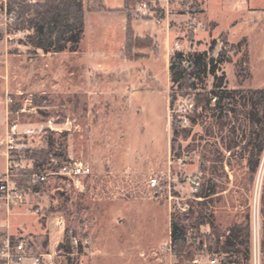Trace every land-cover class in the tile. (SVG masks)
<instances>
[{"label": "rangeland", "instance_id": "374dc122", "mask_svg": "<svg viewBox=\"0 0 264 264\" xmlns=\"http://www.w3.org/2000/svg\"><path fill=\"white\" fill-rule=\"evenodd\" d=\"M22 1L37 0H0V143L9 94V122L36 129L17 139L23 172L33 166L24 149L45 148L51 138L62 143L63 159L81 160L92 173L83 189L61 177L39 184L18 173L15 178L37 186L12 208L10 239H25L28 252L19 264H32V255L43 256L40 264H210L213 255L215 264H237L215 251L214 240L222 243L236 224L248 222L251 233L254 214L264 242V151L253 173L245 149L251 103L242 97L264 88V0H124L120 9L121 0H84L79 49L58 53L30 51L28 31L14 29L9 7ZM212 40L215 54L223 49L228 56L221 72L227 89L238 90L234 109L224 119L211 106L192 120L194 94L178 95L183 132L175 135L170 57L175 50H206ZM211 85V75L199 83ZM154 177L162 189L150 186ZM207 182L216 189L204 199L199 194ZM199 212L204 218L197 227ZM173 216L187 226L190 258L167 246ZM6 221L0 204V248ZM67 231L71 253L58 250Z\"/></svg>", "mask_w": 264, "mask_h": 264}, {"label": "trees", "instance_id": "16d2710c", "mask_svg": "<svg viewBox=\"0 0 264 264\" xmlns=\"http://www.w3.org/2000/svg\"><path fill=\"white\" fill-rule=\"evenodd\" d=\"M16 16L14 29L17 31H28L26 45L34 53H58L63 51L77 52L79 43L85 33L84 0H37L33 4L25 1L18 2L17 8L9 7ZM240 44V43H239ZM216 40H212L209 48L203 51L175 50L169 63V74L171 80L170 108L173 110L172 128L175 135L183 132L178 126L179 116L174 108L177 96L187 97L194 94V110L189 118L194 120L200 111L211 106L219 107V117L227 118L235 106V95L238 90H229L226 87V76L221 72L222 62L228 58L226 51L221 49L215 54ZM212 76V85L208 88H200L201 79ZM245 100H250L251 106L247 110L249 118L250 139L245 145L248 152V168L254 173L259 166L264 151V88L245 90ZM214 103V104H213ZM200 108V109H198ZM62 143L51 138L47 140L45 148H25L27 158L33 162V167L24 170V174L30 175L46 163L51 156L63 159L61 151ZM231 150V146L229 148ZM20 185L37 189V186L29 185V179L21 178ZM41 184V183H39ZM216 185L207 182L202 186L199 197L204 199L215 193ZM203 214L199 212L195 219L198 227L203 223ZM213 227V226H212ZM214 228V227H213ZM187 226L182 223L178 216H173L170 224L171 246L178 258H190L193 248L189 242ZM214 233L217 234L215 228ZM229 234L222 243L214 240L216 252L225 253L228 262L235 261L237 264H250L252 255V243L250 224H236L229 228ZM210 237V236H209ZM71 235L66 232L65 239L59 243L58 250L71 253ZM262 253L264 254V242H262ZM236 256V260L232 257ZM242 261H240V258Z\"/></svg>", "mask_w": 264, "mask_h": 264}, {"label": "built area", "instance_id": "2783aa9c", "mask_svg": "<svg viewBox=\"0 0 264 264\" xmlns=\"http://www.w3.org/2000/svg\"><path fill=\"white\" fill-rule=\"evenodd\" d=\"M12 101V98L7 94L3 102L6 105V126L4 138L0 143V154L5 158V170L0 174V204L4 205L7 218V229H5L7 235L4 240L3 248H0V257L5 259L4 264H19L24 259L28 258L26 240L20 239L18 242L13 243L10 239L9 219L12 208L26 203L28 194L32 191V187L20 185L19 179L15 178L18 173L22 174L23 171L21 169L25 167L23 165V155L21 152L23 150V144L18 143L17 139L25 138L36 132L35 128L25 127L20 129L17 122H9L8 107ZM47 164V167L45 166L46 164H43L36 171L31 173V177L37 183L42 184L50 177H61L67 180L74 188L83 189L84 181L92 173L91 167L81 160L59 159L56 156H51ZM30 167L32 168L33 166ZM149 184L153 188L162 189L159 180L155 177L150 179ZM192 185L195 189L200 188V177H195L192 180ZM57 224H59V222H57ZM260 239L259 219L255 217L254 214L251 227V264H261L262 242ZM74 241L77 243L76 238H74ZM170 245L171 243L167 244L171 250ZM48 255L50 256V254ZM42 257V255H32V264H40L42 262ZM197 261L198 260H193L194 263ZM216 261L217 259L214 255L208 257V262L210 264H215Z\"/></svg>", "mask_w": 264, "mask_h": 264}, {"label": "crops", "instance_id": "0c3cea01", "mask_svg": "<svg viewBox=\"0 0 264 264\" xmlns=\"http://www.w3.org/2000/svg\"><path fill=\"white\" fill-rule=\"evenodd\" d=\"M123 3H124V0H121V2H120V5L118 6V7H116L115 9H120V8H122V6H123ZM92 10H94V9H92ZM112 10L113 9H109L108 11H110V12H112ZM118 13H120V11L118 12ZM121 17V16H120ZM121 20H122V22L124 21V19H123V16L121 17ZM87 25V24H86ZM1 171V170H0ZM11 215H12V213H11ZM11 215H10V217H11ZM9 221H10V219H9ZM7 221H6V224L4 225V231H5V229H7ZM9 228H10V222H9Z\"/></svg>", "mask_w": 264, "mask_h": 264}]
</instances>
